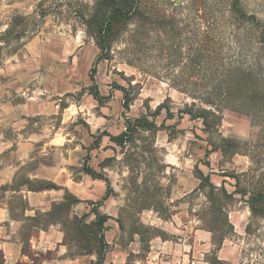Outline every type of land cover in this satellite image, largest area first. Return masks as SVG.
Masks as SVG:
<instances>
[{
  "label": "rangeland",
  "instance_id": "rangeland-1",
  "mask_svg": "<svg viewBox=\"0 0 264 264\" xmlns=\"http://www.w3.org/2000/svg\"><path fill=\"white\" fill-rule=\"evenodd\" d=\"M95 1L0 0V174L13 173L17 183L28 177L47 182L70 178L85 181L89 188L92 179L84 172L88 166L110 179L115 195L101 210L111 214L110 223L120 226L123 237L140 229L141 214L157 210L170 218L175 205L184 209L183 221L203 227L199 216L207 200L197 190L177 198L173 189L179 177L191 178L198 166L205 174L212 173L218 186L225 180L233 192L235 180L222 174L246 171L250 160L237 155L228 161L214 153L211 168L205 166L206 136L200 122L178 117L191 98L164 71L130 64L123 42L112 47L109 59L97 61L100 50L83 21ZM252 2L264 11V0ZM145 53L146 62L155 64L156 53ZM98 92L103 99L95 97ZM160 104L174 114L170 119L164 109L155 119L158 127H169L175 136L172 142L166 128L155 139L146 135V144L138 141L136 148L110 141L108 135L125 131L128 120L142 116L153 120ZM220 131L242 142L255 140L259 132L248 117L228 110ZM127 154L138 158L139 166L127 165ZM244 200L236 196L230 211L246 207ZM249 225V232L229 238L234 263L264 264V220L249 216Z\"/></svg>",
  "mask_w": 264,
  "mask_h": 264
},
{
  "label": "trees",
  "instance_id": "trees-1",
  "mask_svg": "<svg viewBox=\"0 0 264 264\" xmlns=\"http://www.w3.org/2000/svg\"><path fill=\"white\" fill-rule=\"evenodd\" d=\"M83 21L100 50L97 61L109 59L112 47L123 42L130 53V64L164 71L173 85L191 98L192 102L178 111V117L189 116L191 121L200 122L206 136L205 166L211 168L209 158L214 153L228 161L237 155L249 158L248 170L222 174L235 180L233 192L228 190L225 180L218 186L212 181V173L205 174L198 166L195 168V177L200 182L197 192L207 200V208L199 219L202 229L212 234L215 248L210 264H220L215 253L234 235L229 211L236 196L245 199L253 218L264 220V11L252 0H178L174 4L162 0H96L83 15ZM149 51L156 53L155 64L146 62L145 52ZM92 72L94 81L95 66ZM95 97L103 99L99 92ZM125 105L129 108L130 103ZM164 109L167 117L173 119L171 109L160 104L152 115L153 120L146 116L128 120L125 131L108 135L110 141L121 148H136L138 141L145 145L149 137L155 139L162 128L169 131V127L164 124L158 127L155 122ZM225 110L248 117L259 130L255 140L242 142L224 137L220 126ZM168 135L171 140L175 139L172 132ZM125 160L127 165L139 166V159H132L129 154ZM84 172L104 181L107 187L103 200L93 204L91 212L95 219L88 223L89 214L82 217L72 214V208L80 201L66 191L64 201L54 204L50 212H37L35 217L28 218L24 240L28 244L34 230L59 224L71 256L96 255L95 264H105L109 249L105 224L109 217L98 207L115 195V190L105 173L88 166ZM142 185L147 188L144 181ZM14 187L33 192L61 189L51 182L27 178L15 182ZM19 206L23 210L28 207L22 199ZM147 232L151 233V229ZM24 252L28 253L26 246ZM0 264H4L2 251ZM31 264L41 263L33 260Z\"/></svg>",
  "mask_w": 264,
  "mask_h": 264
},
{
  "label": "crops",
  "instance_id": "crops-1",
  "mask_svg": "<svg viewBox=\"0 0 264 264\" xmlns=\"http://www.w3.org/2000/svg\"><path fill=\"white\" fill-rule=\"evenodd\" d=\"M173 140L169 138L170 142ZM16 177L13 173L0 174V251L4 255V264H31L33 260H38L41 264H95L96 255H70L61 225L34 230L28 244L24 240L25 227L28 218L35 217L37 212H50L54 204L63 202L66 191L80 201L72 208V214L79 217L89 214L87 222L93 221L95 214L91 211L105 196V182L90 176L92 183L86 188L85 181L56 178L49 182L61 189L33 192L25 187L16 190ZM27 179L32 180L30 177ZM199 183L195 175L186 180L183 176L179 177L173 194H176L177 198L187 197L197 190ZM113 196L98 207L102 214L109 217L105 224V239L109 245L105 264H210L211 260L207 259V256H212L215 249L212 234L202 227H197L191 220L183 221L184 209L181 206L175 205L168 219L152 210H149L150 215L141 214L143 217L140 231L126 232L123 237L120 226L110 223L111 214L101 210L109 205ZM21 199L28 206L26 210L18 207V201ZM249 216L251 211L248 205L242 210L229 211L234 234L246 233ZM150 229L151 233L147 232ZM154 231L158 233L153 235ZM232 244L231 239H226L220 250L215 253L220 264H235L236 254ZM25 246L28 253L24 252Z\"/></svg>",
  "mask_w": 264,
  "mask_h": 264
}]
</instances>
